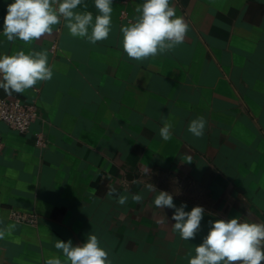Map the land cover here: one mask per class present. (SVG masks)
<instances>
[{"label": "crops", "instance_id": "obj_1", "mask_svg": "<svg viewBox=\"0 0 264 264\" xmlns=\"http://www.w3.org/2000/svg\"><path fill=\"white\" fill-rule=\"evenodd\" d=\"M12 2L0 0V55L45 52L53 75L19 95L39 110L28 132L0 125V264H63L57 240L75 246L89 234L110 264H188L209 221L264 223V0H172L189 25L185 40L144 60L126 55L121 32L143 0H113L109 36L95 44L63 20L38 41H8ZM83 3L75 11L95 20L94 0ZM198 117L201 137L187 130ZM149 184L185 211L205 209L194 239L173 230L174 210L155 207ZM11 210L37 224L12 221Z\"/></svg>", "mask_w": 264, "mask_h": 264}, {"label": "clouds", "instance_id": "obj_2", "mask_svg": "<svg viewBox=\"0 0 264 264\" xmlns=\"http://www.w3.org/2000/svg\"><path fill=\"white\" fill-rule=\"evenodd\" d=\"M99 14L93 18L90 11H75L79 6L87 9L83 0H13L7 5L4 17L3 36L10 42L16 39L30 44L45 35H51L53 26L65 22L69 34L87 39L92 44L106 40L112 23L113 0H94ZM138 14L134 22L121 28L123 51L130 59L144 60L172 50L182 44L189 29L183 16L177 15L172 0H143L135 8ZM53 69L48 56L42 51H16L12 55H0V89L7 95L23 94L40 81L52 78ZM172 121L169 118L159 130L164 141L172 138ZM205 121L198 117L190 121L188 132L195 137L204 134ZM191 162V157L187 158ZM156 208L173 209L172 228L183 240L194 239L201 230L205 209L194 206L185 211L187 204L177 206L173 195L167 191H157L149 184ZM115 189L107 194L113 195ZM139 203L142 197L133 195ZM120 205L127 197L120 196ZM209 231L201 244L195 247V255L188 264H262L264 262V223L248 222L239 217L209 221ZM6 235L0 231V239ZM55 248L62 252L63 264H110L108 252L100 246L94 234H89L85 242L73 246L72 241L57 240ZM44 264H62L59 256H52Z\"/></svg>", "mask_w": 264, "mask_h": 264}, {"label": "built area", "instance_id": "obj_3", "mask_svg": "<svg viewBox=\"0 0 264 264\" xmlns=\"http://www.w3.org/2000/svg\"><path fill=\"white\" fill-rule=\"evenodd\" d=\"M38 116L36 103L28 102L15 93L0 99V125L5 124L19 133H26ZM43 143V137L37 134V144L43 145ZM9 217L14 222L31 226L36 225L38 221L36 214L16 210H11Z\"/></svg>", "mask_w": 264, "mask_h": 264}, {"label": "water", "instance_id": "obj_4", "mask_svg": "<svg viewBox=\"0 0 264 264\" xmlns=\"http://www.w3.org/2000/svg\"><path fill=\"white\" fill-rule=\"evenodd\" d=\"M7 96V93H5L3 89H0V99L5 98Z\"/></svg>", "mask_w": 264, "mask_h": 264}]
</instances>
